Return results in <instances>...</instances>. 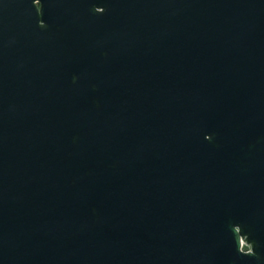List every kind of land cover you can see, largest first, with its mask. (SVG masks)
<instances>
[{
  "label": "water",
  "instance_id": "95a60500",
  "mask_svg": "<svg viewBox=\"0 0 264 264\" xmlns=\"http://www.w3.org/2000/svg\"><path fill=\"white\" fill-rule=\"evenodd\" d=\"M0 264H264V0H0Z\"/></svg>",
  "mask_w": 264,
  "mask_h": 264
},
{
  "label": "rangeland",
  "instance_id": "374dc122",
  "mask_svg": "<svg viewBox=\"0 0 264 264\" xmlns=\"http://www.w3.org/2000/svg\"><path fill=\"white\" fill-rule=\"evenodd\" d=\"M244 248H247V245H244Z\"/></svg>",
  "mask_w": 264,
  "mask_h": 264
}]
</instances>
